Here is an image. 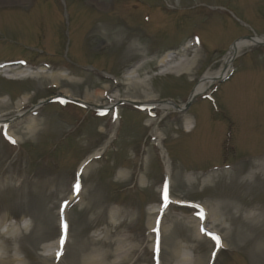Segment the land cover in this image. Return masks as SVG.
Instances as JSON below:
<instances>
[{"label": "rangeland", "instance_id": "374dc122", "mask_svg": "<svg viewBox=\"0 0 264 264\" xmlns=\"http://www.w3.org/2000/svg\"><path fill=\"white\" fill-rule=\"evenodd\" d=\"M0 1V67L19 74L0 69V101L10 104L0 117L16 141L0 131V219L13 247L9 257L19 264H264V174L243 182L264 163V46L242 51L228 79L185 114L115 105H185L234 43L264 37V0ZM114 22L135 39L111 45L104 26ZM168 55L176 57L159 68ZM139 65L128 83L126 74ZM42 71L45 77H36ZM25 96L29 103L18 111ZM56 96L112 105L117 116L71 103L41 105ZM109 140L84 167L73 198L78 170ZM169 178L172 198L204 207L208 229L222 236L214 260L197 212L173 204L154 246L160 190ZM65 202L68 243L56 258ZM255 214L263 222L251 220Z\"/></svg>", "mask_w": 264, "mask_h": 264}, {"label": "bare ground", "instance_id": "6f19581e", "mask_svg": "<svg viewBox=\"0 0 264 264\" xmlns=\"http://www.w3.org/2000/svg\"><path fill=\"white\" fill-rule=\"evenodd\" d=\"M0 2H2V1H0ZM28 3H29L28 0H12V1L8 2L7 4L13 5V6L14 5L15 6H25ZM120 26H118L117 23H115V22L111 25H105L104 26V29L106 32L105 37L107 38V40L110 42L111 45H115V44L122 42V41H124V42L131 41V40L133 41V39H135V37L133 35L131 36L130 34H125L126 33L125 29L123 27H120ZM260 42H264V37H261V38L258 37L256 39L250 40V41L240 40V41L236 42V44L230 49L227 56L224 58L222 68L217 72L209 71V72L205 73L203 75V77L201 78V80L195 86L192 94L201 96L203 94L208 93L210 88L213 85H215L218 81L223 80L224 78H226L229 75V73L232 71V63H233L234 59H236L238 57V55L241 54L242 51L257 45V43H260ZM135 47H136L135 45H132V48H135ZM188 48L189 47L186 45V49H184V51L186 53H188V51H186ZM175 57H176V55H168V56L164 57L159 62V68H164V67L168 66L169 63H171ZM193 62H194V60L191 61L188 64V66L185 67L186 68L185 70L187 71V73L193 69V68H190L192 66ZM140 68H141L140 65L133 68L130 72H128L126 74L125 80L128 81V83H129L132 80L137 79L136 74L138 73ZM4 69L5 70L3 72L10 75V76L12 75V76L16 77L19 75V74L15 73L17 71V69H15L14 67H8V68L6 67ZM44 74H45V71H42V72L38 73L36 77H45ZM55 76L60 80L63 79L62 75H60V74H57ZM57 78H55V81H57ZM115 101H114V103H115ZM132 101L138 102L135 100H132ZM28 103H29V98H27L25 96L22 101H19L16 103L17 110L20 111ZM152 107H153V109L160 110L163 114L171 113V112H174V110H175L174 105L171 103L154 105ZM0 108L10 109V104L1 100L0 101ZM2 118L3 117H0V124H6L5 120ZM31 124H34V123H31ZM32 128H33V126H31L28 129V133L32 134L36 130V128H34V129H32ZM262 161L264 162V159H262ZM238 169H237V171H238ZM240 171H241V168H240ZM239 173H241V172H237V174H239ZM263 174H264V163L262 165L257 164L256 166L252 167V171L249 173V175L245 176V179H243V182L246 181V179H251L254 181L260 180L261 176ZM8 182H10V181L4 180L1 182V184H6ZM236 185L238 188H241V186H239V184H236ZM251 220L256 221V223H261V222H263V214L252 215ZM5 222H6L5 219H0V263L1 264H19V262L17 261L18 259L15 256L9 257L7 255V253H10L13 251V247L9 243V240L8 241L4 240L5 235L1 232V228L5 224ZM154 223H155V219H154Z\"/></svg>", "mask_w": 264, "mask_h": 264}, {"label": "snow or ice", "instance_id": "6c2138e0", "mask_svg": "<svg viewBox=\"0 0 264 264\" xmlns=\"http://www.w3.org/2000/svg\"><path fill=\"white\" fill-rule=\"evenodd\" d=\"M9 140H10V142L15 143V140H12L10 137H9ZM79 187H80V186H79V183H77V184L75 185V189H76L77 192L79 191ZM164 198H165V200H167V185H165ZM66 227H67V226L65 225V228H66ZM209 235H212V239L215 240V242H216V246H217V248H219V247L221 246V240H220V237L215 236L214 234H209ZM213 255H215V253H213Z\"/></svg>", "mask_w": 264, "mask_h": 264}]
</instances>
